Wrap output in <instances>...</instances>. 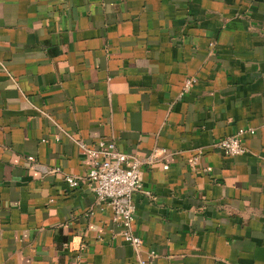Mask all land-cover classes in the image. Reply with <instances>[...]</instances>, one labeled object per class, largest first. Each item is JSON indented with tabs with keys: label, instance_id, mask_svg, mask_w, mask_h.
<instances>
[{
	"label": "crops",
	"instance_id": "0c3cea01",
	"mask_svg": "<svg viewBox=\"0 0 264 264\" xmlns=\"http://www.w3.org/2000/svg\"><path fill=\"white\" fill-rule=\"evenodd\" d=\"M247 127L244 153L213 148ZM100 139L154 157L150 195L131 197L140 252L87 189L80 144ZM150 250V264H264V0H0V264Z\"/></svg>",
	"mask_w": 264,
	"mask_h": 264
},
{
	"label": "built area",
	"instance_id": "2783aa9c",
	"mask_svg": "<svg viewBox=\"0 0 264 264\" xmlns=\"http://www.w3.org/2000/svg\"><path fill=\"white\" fill-rule=\"evenodd\" d=\"M195 82V77H186L181 86V93L190 90ZM254 133V128H239L236 133L222 137L212 143L213 148L224 155H238L246 151L242 143V135ZM90 159V168L86 174L87 189L93 193L95 199L112 209L111 223L121 226V235L131 247L137 251H142V239L133 230L135 207L131 201L132 194L136 191H143L150 195V191L143 190L140 172L144 163L151 164L154 157L151 155L147 160L141 161L138 158L119 151L113 140L100 139L93 147L81 143ZM168 153L166 150H161ZM32 161L33 157L28 156ZM167 164L163 168H167ZM208 170L207 168H205ZM58 167L50 172H59ZM63 180L71 188L79 186V175L73 173H63ZM145 257L138 258L133 264H150L156 256L155 251L150 250L145 253ZM80 259V255H76Z\"/></svg>",
	"mask_w": 264,
	"mask_h": 264
}]
</instances>
